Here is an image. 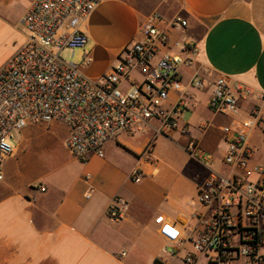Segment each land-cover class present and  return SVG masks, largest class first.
<instances>
[{"label":"crops","instance_id":"1","mask_svg":"<svg viewBox=\"0 0 264 264\" xmlns=\"http://www.w3.org/2000/svg\"><path fill=\"white\" fill-rule=\"evenodd\" d=\"M34 1L0 0V19L9 20L16 42L5 62L25 41L20 21ZM154 13L170 42L191 41L198 48L193 66L180 69L182 90L171 92L165 104L184 98L179 127L157 134L159 123L151 121L108 142L104 157L91 156L87 163L67 150L69 130L60 122L31 124L15 133L14 152L3 163L0 182V264L167 260L163 250L169 243L159 234L160 226L169 222L183 235L192 216L205 210L197 202L199 190L212 173H229L222 127L246 120L254 109L264 115L259 98L264 96V0H102L81 27L87 44L77 51L91 57L83 73L94 79L107 72L119 52L141 37L142 23ZM176 17L186 21L184 28H172ZM203 68L210 72L209 84L194 89L191 78ZM218 76L254 93L239 97L235 115L209 108L211 83ZM148 142L152 162L141 157ZM247 144L252 162L264 165L256 155L264 146L260 128L248 132ZM192 145L212 162H203ZM134 169L142 174L138 182L130 179ZM117 196L126 208L123 218L113 222L107 208Z\"/></svg>","mask_w":264,"mask_h":264},{"label":"built area","instance_id":"2","mask_svg":"<svg viewBox=\"0 0 264 264\" xmlns=\"http://www.w3.org/2000/svg\"><path fill=\"white\" fill-rule=\"evenodd\" d=\"M101 1L35 0L23 15L25 41L0 68V182L3 163L14 152V133L31 124H64L69 130L65 146L81 163L91 156L103 158L108 142L151 121L159 123L157 134L179 127L184 98L170 107L165 104L171 92L182 90L180 69L193 66L198 48L191 41L170 42L167 31L155 24L160 20L157 13L145 18L141 37L125 46L98 78L83 73L91 63L88 53L79 63L61 56L86 46L81 27ZM186 24L180 17L171 22L176 30ZM209 74L207 68L194 74L191 87L205 88ZM211 86L208 105L215 113L235 115L239 97L254 96L250 88L231 86L223 76ZM255 128L264 139V115L256 109L246 120L222 127L227 144L223 162L229 173H212L199 190L197 202L205 210L192 216L183 235L169 222L160 226L159 234L169 243L163 250L167 260L153 264H264V165L252 162L247 144V134ZM152 146L148 142L141 153L149 162ZM190 150L206 164L212 162L196 145ZM141 177L138 169L130 174L133 182ZM125 208V200L115 197L107 208L108 218L121 220Z\"/></svg>","mask_w":264,"mask_h":264},{"label":"rangeland","instance_id":"3","mask_svg":"<svg viewBox=\"0 0 264 264\" xmlns=\"http://www.w3.org/2000/svg\"><path fill=\"white\" fill-rule=\"evenodd\" d=\"M6 21L9 20L2 16V18L0 19V25L4 26V29L0 28V68L4 65L7 56L13 51L14 46L16 45L13 33H11V30H9V26H7ZM16 29L21 31V27L19 26ZM61 56L65 60L73 63H79L81 58L83 57V55L80 57V52L77 50H66L62 52ZM257 142L259 143V139H257ZM256 155L258 161L264 162V146L261 147L259 153H257Z\"/></svg>","mask_w":264,"mask_h":264},{"label":"snow or ice","instance_id":"4","mask_svg":"<svg viewBox=\"0 0 264 264\" xmlns=\"http://www.w3.org/2000/svg\"><path fill=\"white\" fill-rule=\"evenodd\" d=\"M165 230H166V231H169V232L172 231L170 228H166ZM173 234H175V233H173Z\"/></svg>","mask_w":264,"mask_h":264}]
</instances>
